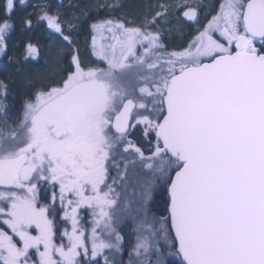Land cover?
<instances>
[{
  "label": "snow or ice",
  "instance_id": "1",
  "mask_svg": "<svg viewBox=\"0 0 264 264\" xmlns=\"http://www.w3.org/2000/svg\"><path fill=\"white\" fill-rule=\"evenodd\" d=\"M27 4L0 0V54L46 57L22 99L0 78V264H264V0Z\"/></svg>",
  "mask_w": 264,
  "mask_h": 264
},
{
  "label": "trees",
  "instance_id": "2",
  "mask_svg": "<svg viewBox=\"0 0 264 264\" xmlns=\"http://www.w3.org/2000/svg\"><path fill=\"white\" fill-rule=\"evenodd\" d=\"M55 0H28V4L25 7L23 11V15L21 19L24 17L28 16H35L36 11L39 8H47L51 7L52 13L53 11V6H54ZM63 2V3H62ZM97 0H57V5L60 4H67V9H66V15L70 14L69 16L73 17H79L82 21L84 20V17H81V12H88L89 7L96 3ZM124 2L129 6L128 8L124 9V11L129 12L130 14H135V6L139 4H143L144 0H124ZM67 11H70L69 13ZM105 13L101 12V16H104ZM35 23V21H34ZM17 24H19V21H17ZM20 29H17V34L19 35ZM33 35L41 40L45 41L48 39V33H45L44 31H34ZM89 35L87 28H86V23L82 30L79 33V40L81 47L82 45L84 46V41L85 38ZM20 47V41L17 39L15 40L14 43L11 44L10 49L6 52V54H0V78L8 77L9 82H10V87L14 89L12 93V97H15L17 100L22 99L25 94L28 92V88L24 86L23 83H21V77L20 73L25 72L26 70L32 72V71H40L43 69L44 64H31L28 63V65H24L21 61L23 57V53L18 51L17 49ZM83 48V47H82ZM42 61L45 60V57H41ZM31 58H29V61ZM28 62V61H26ZM15 72L16 75H11V73ZM27 81H32L30 79V75L23 78ZM85 216V223L90 222V218L88 217L87 213H83ZM133 229L134 225H132L130 222L126 223L124 226L123 234L126 237V241L131 242L134 240L133 236ZM127 256L125 255V259ZM171 259V258H169Z\"/></svg>",
  "mask_w": 264,
  "mask_h": 264
},
{
  "label": "rangeland",
  "instance_id": "3",
  "mask_svg": "<svg viewBox=\"0 0 264 264\" xmlns=\"http://www.w3.org/2000/svg\"><path fill=\"white\" fill-rule=\"evenodd\" d=\"M60 1V0H59ZM106 2H108V3H111V2H113V0H106ZM63 3V2H62ZM67 4H60V5H57V0H55V2H54V6H53V13L55 14V13H59V14H61L62 16L63 15H66L65 13H66V9H67ZM68 13L70 12V11H67ZM117 15H119V13H116ZM70 14H68L67 15V17L69 18V19H76V18H79V17H75V16H69ZM88 37V36H87ZM82 47H83V45H82ZM45 59H46V57H45ZM24 65H28V63H31V64H36V62H34V61H28V62H22ZM45 63V60H43L42 61V59H40V61H39V63L38 64H44ZM32 73V75H30V79L31 80H33V81H36L38 78H39V75H45L46 73L44 72V69H42V70H40V71H32L31 72ZM37 74H39V75H37Z\"/></svg>",
  "mask_w": 264,
  "mask_h": 264
},
{
  "label": "flooded vegetation",
  "instance_id": "4",
  "mask_svg": "<svg viewBox=\"0 0 264 264\" xmlns=\"http://www.w3.org/2000/svg\"><path fill=\"white\" fill-rule=\"evenodd\" d=\"M31 61V60H30ZM1 66V65H0Z\"/></svg>",
  "mask_w": 264,
  "mask_h": 264
}]
</instances>
